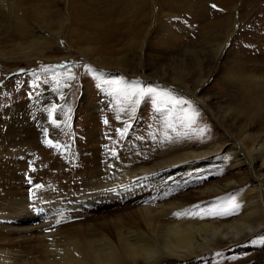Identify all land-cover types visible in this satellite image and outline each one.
Segmentation results:
<instances>
[{"label": "rangeland", "instance_id": "rangeland-1", "mask_svg": "<svg viewBox=\"0 0 264 264\" xmlns=\"http://www.w3.org/2000/svg\"><path fill=\"white\" fill-rule=\"evenodd\" d=\"M10 3L17 9L0 6V55L17 58L21 52L18 47H30L32 40L53 39L59 29L62 36L51 50L47 47L49 60L8 63L0 57V127L15 125L17 115L34 114L41 101L61 90L64 110L74 113L69 122L71 129L68 127L73 132L71 142V138L76 140V130H85L89 125L91 111L98 117V126L128 125L129 141L137 149L144 145L148 157L169 151L171 156H181L218 145L224 150L222 158L231 161L238 150L231 145L240 139L247 125L254 126L248 133L264 139V90L250 82L257 79L258 70L264 74V0H158L154 8L159 14L155 16L149 4L141 13L139 0ZM41 13L55 19L52 29L37 21ZM19 18L26 22L29 37L18 31ZM60 22L65 23L63 28ZM233 24L232 36L223 52L218 53L216 45H223ZM135 40L141 44L135 46ZM56 65L66 67L44 72L46 67ZM244 72L249 81L243 79ZM178 74L187 79L192 93L176 88ZM199 76L204 82L197 90L199 85L193 82ZM120 79L123 83L119 85L106 83ZM148 87L156 92L139 94ZM133 92L136 94L131 95ZM200 98L211 99V107L224 116L226 131L213 120ZM178 99L189 103L177 104ZM124 118L129 119L122 121ZM32 120L28 117L29 122ZM135 147L116 148L115 157L119 159L122 151ZM245 157L241 156L243 160ZM149 161L145 165L148 168L155 162L153 156ZM261 164L256 163L255 169L264 178ZM250 172L248 164L238 169L220 168L207 180L193 183L188 191L240 179H244L245 187L253 188L255 184L247 176ZM145 204L120 207L123 212L134 213ZM253 240L255 243H249ZM217 250L192 262L172 264H264V229L240 245Z\"/></svg>", "mask_w": 264, "mask_h": 264}, {"label": "bare ground", "instance_id": "bare-ground-1", "mask_svg": "<svg viewBox=\"0 0 264 264\" xmlns=\"http://www.w3.org/2000/svg\"><path fill=\"white\" fill-rule=\"evenodd\" d=\"M156 1L139 0L140 12L149 4L155 16ZM14 5L0 0V6L13 9ZM38 16L37 21L52 29L55 19L50 14ZM25 24L20 18L16 22L18 31L29 37ZM234 25L223 45H216L218 53L223 52ZM60 31L55 30L53 39L40 38L32 40L30 47H18L20 57H0L8 63L49 60L47 47L51 50L59 41ZM133 43L138 46L141 41ZM258 72L257 79L250 82L264 90V74ZM243 75L246 80L245 72ZM198 78L193 82L199 85L197 90L204 82ZM186 80L178 74L180 88H176L190 94ZM63 95L58 90L43 99L34 114L17 115L15 125L0 127V264L192 262L217 249L240 245L264 229V178L255 169L258 162L264 169V139L248 133L253 124L231 145L238 149L231 161L222 158L224 150L218 145L181 156H171L169 151L148 157L144 145L137 149L129 141L128 125L98 126L95 111L89 112L85 130H76V140L69 141L74 113L64 110ZM199 100L226 131L224 116L211 107V99ZM28 117L33 120L29 122ZM122 146L135 150L122 151L118 159L115 149ZM150 156L155 162L148 168ZM246 164L253 188L245 187L240 179L188 191L193 183L207 180L220 168L238 169ZM139 195L143 198L137 199ZM140 203L147 204L134 213L120 207ZM233 208L234 214H228Z\"/></svg>", "mask_w": 264, "mask_h": 264}, {"label": "snow or ice", "instance_id": "snow-or-ice-1", "mask_svg": "<svg viewBox=\"0 0 264 264\" xmlns=\"http://www.w3.org/2000/svg\"><path fill=\"white\" fill-rule=\"evenodd\" d=\"M212 7L213 8H216L217 6L216 5H212ZM60 67H66V65H56V66L46 67L44 69V72L45 73L52 72L54 70V68H60ZM68 78L71 80V79H74V76H69ZM106 83H115V84L119 85V84H122L123 83V79L115 80V81H106ZM154 92H156V89L155 88L148 87L146 89H141L139 91V94L140 95H145L146 93L147 94H151V93H154ZM135 94H136L135 92L131 93V95H135ZM175 103H177V104H187L189 102L186 101V100H179L178 99V100L175 101ZM234 211H235V209L233 208L232 213H228V214H234ZM216 215H220V214L217 213ZM57 223L59 224V221H57ZM249 243H255V241L254 240L253 241H249Z\"/></svg>", "mask_w": 264, "mask_h": 264}]
</instances>
